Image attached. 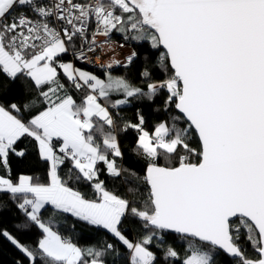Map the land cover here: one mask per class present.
I'll use <instances>...</instances> for the list:
<instances>
[{"label": "snow or ice", "instance_id": "1", "mask_svg": "<svg viewBox=\"0 0 264 264\" xmlns=\"http://www.w3.org/2000/svg\"><path fill=\"white\" fill-rule=\"evenodd\" d=\"M24 141L45 175L13 171ZM5 245L14 264H264V0H0Z\"/></svg>", "mask_w": 264, "mask_h": 264}, {"label": "trees", "instance_id": "2", "mask_svg": "<svg viewBox=\"0 0 264 264\" xmlns=\"http://www.w3.org/2000/svg\"><path fill=\"white\" fill-rule=\"evenodd\" d=\"M116 41H122V39L118 36V35H115L113 37ZM65 59H67V57H65ZM78 66H81L83 68H87L89 69L91 72H94L95 74L101 76V78H103V70L101 69H91V68H88V67H85L81 64H78ZM113 71V74L114 75H121L123 74V70L120 69V68H115L112 70ZM142 107L143 110L151 115V110L150 108H148L147 106L145 105H138L137 102L133 101V104L132 106H130L128 109H126L122 114L125 116V117H128V118H132L133 117V114L136 110L137 107ZM134 140V133H132L131 131L122 139L121 143L122 145L125 146V159H124V164L125 166L127 167H130V168H134L136 169L137 171H140V167H139V163L137 161V158L135 157L134 154H132L128 149H127V144L128 142ZM21 147H26L27 148V151H28V157L23 160V161H20L18 158L16 157H12L11 158V164H12V168H13V171L14 172H24V173H27V174H38V175H45V168L43 165L39 164L38 162H36V158H35V155L32 151V148H31V144L28 142V141H24V143L22 145H20ZM102 178H104L102 176ZM107 186L109 187L110 190H115L117 192H119L121 190V185L119 183V181H112V180H108L107 181ZM11 220V216H8L7 217V220H6V223L7 222H10ZM90 235V233H88L87 231L84 232V237L85 239L88 238V236ZM20 256V254L16 251H14L13 249H11L10 247H8L7 245H5L3 247L2 250H0V264H14V261L16 259H18Z\"/></svg>", "mask_w": 264, "mask_h": 264}, {"label": "built area", "instance_id": "3", "mask_svg": "<svg viewBox=\"0 0 264 264\" xmlns=\"http://www.w3.org/2000/svg\"><path fill=\"white\" fill-rule=\"evenodd\" d=\"M117 42H118V43H122L123 41H118V40H117ZM117 51L121 53V56H124V55L129 54V52L131 51V49L128 48V47H125L124 50H123V49H120L119 47H117ZM118 58H121V57H118ZM77 63L80 64L79 62H77ZM81 65H82V64H81ZM83 66L88 67V68H91V69H96V70H97V69H100V68H98V67H94L93 65H83ZM101 70H102V69H101Z\"/></svg>", "mask_w": 264, "mask_h": 264}, {"label": "rangeland", "instance_id": "4", "mask_svg": "<svg viewBox=\"0 0 264 264\" xmlns=\"http://www.w3.org/2000/svg\"><path fill=\"white\" fill-rule=\"evenodd\" d=\"M124 50V49H123ZM78 66V65H77ZM78 67H81V66H78ZM86 70L90 71L89 69L86 68ZM91 72V71H90Z\"/></svg>", "mask_w": 264, "mask_h": 264}]
</instances>
